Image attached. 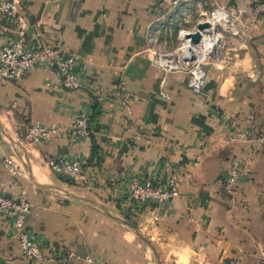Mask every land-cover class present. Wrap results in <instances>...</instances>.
<instances>
[{
    "label": "crops",
    "instance_id": "obj_1",
    "mask_svg": "<svg viewBox=\"0 0 264 264\" xmlns=\"http://www.w3.org/2000/svg\"><path fill=\"white\" fill-rule=\"evenodd\" d=\"M19 1L30 36L38 29L40 41L67 44L81 59L77 90L64 88L56 70L42 67L20 80L0 78V187L32 203L26 226L42 240L43 264H87L88 256L107 264H158L113 215L141 223L157 211V233L177 264H264V145L233 141L237 128L230 124L264 133V73L257 74L264 69V15L246 30L249 49H235L228 62L214 61L202 93L191 90L185 76L169 74L166 99L160 94L164 75L147 54V34L158 26L165 2ZM7 24L0 15V40ZM203 42L209 48L208 38ZM91 89L92 133L77 143L69 135L72 121ZM35 121L58 133L31 143L26 131ZM9 155L19 164L17 175L4 166ZM58 157L82 159L91 187L57 176L48 161ZM246 161L247 175L227 190L223 172ZM172 174L180 196L169 213L130 198L135 177ZM0 264H36L24 257L2 216Z\"/></svg>",
    "mask_w": 264,
    "mask_h": 264
},
{
    "label": "built area",
    "instance_id": "obj_2",
    "mask_svg": "<svg viewBox=\"0 0 264 264\" xmlns=\"http://www.w3.org/2000/svg\"><path fill=\"white\" fill-rule=\"evenodd\" d=\"M20 10L21 4L19 0H0V15L8 23L5 31L7 35L0 40V78L20 80L36 67H42L56 70L61 77V85L64 88L69 90L80 89L82 84L77 73V69L81 63L80 55L74 52L67 44L54 45L46 41H40L42 32L36 28L35 37L30 36L29 30L31 26L23 18ZM226 10V6L216 8L211 11L209 17L216 22V18H219L221 15L223 16ZM256 10L258 11L259 8ZM230 19H227L226 24L228 23V25L226 28H224L221 20H219L216 24L219 28L213 31L215 33L214 36L218 38L223 32H228L230 25L233 27L232 32H234L236 24L233 14ZM153 40L151 37L148 50L154 49L155 58H151V60L159 69L169 71L182 70L184 69V65L189 64H161L160 61L163 57L172 52H162L160 49L162 47L156 44L153 45ZM166 59L173 62L176 58L171 57L169 59L166 57ZM195 66L190 70L187 84L191 90L200 93L205 86L207 72L205 69H197ZM166 80L165 75L161 80L160 94L164 98L170 99V94L165 90ZM89 93V98L87 97L83 106L75 113L70 129L71 133L69 135L77 143L88 140L92 133L94 103L90 96L96 94L95 89H91ZM123 101V106L129 108V104ZM55 133H58L56 128L35 121L28 126L26 138L31 143H39L47 140ZM231 139L233 141L244 142L254 140L260 145H264V134L257 135L252 127L235 129L231 134ZM3 162L12 175L19 173V164L13 155L5 157ZM48 164L57 176L63 178L68 183L91 187L92 179L87 173L85 162L82 159L78 157H58L50 159ZM248 171L249 163L247 161L238 165L233 164L230 168L226 169L223 172L222 181L227 190L232 191L234 184L247 175ZM129 195L136 204L143 206L154 205L157 209H162L164 214H167L173 207L174 199L180 196L178 175L172 174L164 180L158 179L156 176L147 178L135 177L130 184ZM32 209V203L25 196L17 198L10 194L5 186L0 187V216L10 223L13 236L18 238L24 257L36 264H43L45 256L42 240L34 235L26 226L27 216L31 213ZM158 215L160 213H157V217ZM85 261L87 264H107L93 256L86 257Z\"/></svg>",
    "mask_w": 264,
    "mask_h": 264
},
{
    "label": "rangeland",
    "instance_id": "obj_3",
    "mask_svg": "<svg viewBox=\"0 0 264 264\" xmlns=\"http://www.w3.org/2000/svg\"><path fill=\"white\" fill-rule=\"evenodd\" d=\"M158 3L165 2L161 6V16L156 23L158 26L149 30L147 37L149 43H151V37L153 40V45H160L162 48V52L171 53L180 44L179 40V31L181 29H191L197 22V20L201 17H205L203 12H206L208 15H211V11L216 8H226L233 14V19L235 21L236 27L239 30V34H235L232 32L233 27L230 25L228 28V32L225 35V43H223V47L217 49L215 51V55L219 56V60L224 59L226 62L231 60L233 55V51L239 50L240 52H244L249 48H246V45L252 39L250 37V33L246 30L249 28L250 24L257 19L260 15H264V0H254L249 3H242L240 5L234 6L232 4H228L229 0H226L225 3L221 2V0H156ZM256 1V2H255ZM259 8L257 11L256 9ZM242 9V10H241ZM241 10V11H240ZM221 30V29H220ZM155 37V38H154ZM225 44V45H224ZM235 46H239L241 48H233ZM150 47V45H149ZM147 54H150L149 50H147ZM214 59V60H213ZM218 60L212 58L210 60V67L205 68L207 72L206 81L211 75V78L214 74L210 72L212 67H214V61ZM227 64V63H226ZM156 66V65H155ZM195 66L194 63L189 62L188 65H184V69L182 70H163L160 69L163 75L169 74H178L185 76L186 84L188 82V78L190 75V70ZM157 67V66H156ZM264 69H260L257 74L263 75ZM170 72V73H167ZM256 75H252L251 78L255 79ZM255 77V78H254ZM260 79V78H257ZM256 80V79H255ZM188 85V84H187ZM207 86V82L205 83L204 88ZM264 86V85H263ZM204 88L200 93L204 91ZM263 92H264V87ZM262 92V93H263ZM70 184V183H69ZM158 212V211H157ZM157 212L153 213L152 218L150 217V221L142 220L141 223L138 222L137 219H127L122 214L114 212V218L120 224V226L130 232L136 242L141 245V247H145L149 250L153 262L158 264H177L174 260H170L167 258L165 246L167 244L163 243L165 240L162 239L161 234L157 230L156 225L158 224ZM152 215V214H151ZM125 222H128L135 228L139 229L143 235L149 240L151 246L147 244L133 229H131ZM125 231V232H126ZM190 264H199V262H190Z\"/></svg>",
    "mask_w": 264,
    "mask_h": 264
},
{
    "label": "bare ground",
    "instance_id": "obj_4",
    "mask_svg": "<svg viewBox=\"0 0 264 264\" xmlns=\"http://www.w3.org/2000/svg\"><path fill=\"white\" fill-rule=\"evenodd\" d=\"M205 15V17H201L197 20L196 24L191 29H182L179 32V40L180 44L175 47L173 52L169 55H167V58L175 57L176 59L173 60V62L166 59V57H163V59L160 61L161 64H179L182 65L184 63L192 62L194 63L197 69H205L204 65L210 61L212 58L218 59L219 56L215 55V51L217 49H220L223 47V43H225V35L227 34V31L223 32L222 35H220L218 38L213 33L214 30L218 29L219 26L216 25L219 20H221L222 25L224 28L228 25L226 22L228 20H231L232 13L228 10L226 11L223 16H219V18H216V22L213 20H209L207 22L208 14L205 12L202 13ZM228 19V20H227ZM208 23V27L200 28L201 24ZM200 33L201 39L199 41H194L192 38L193 34ZM234 33L239 34V30L235 26ZM205 38H208L207 44L209 45V48H206V45L204 44L203 40ZM214 48V49H213ZM150 55H152V59L155 58L154 56V49L152 48L150 51ZM165 58V59H164ZM178 69V68H176ZM170 73V72H168ZM166 75V79H167ZM207 82V81H206Z\"/></svg>",
    "mask_w": 264,
    "mask_h": 264
},
{
    "label": "water",
    "instance_id": "obj_5",
    "mask_svg": "<svg viewBox=\"0 0 264 264\" xmlns=\"http://www.w3.org/2000/svg\"><path fill=\"white\" fill-rule=\"evenodd\" d=\"M209 24L206 23V24H201L200 25V28H203V27H208ZM192 38L194 41H199L201 39V34L200 33H196V34H193L192 35ZM131 229H133L147 244H149L151 246V243L149 242V240L143 235V233L135 228L134 226H132L131 224H129L128 222H125Z\"/></svg>",
    "mask_w": 264,
    "mask_h": 264
},
{
    "label": "trees",
    "instance_id": "obj_6",
    "mask_svg": "<svg viewBox=\"0 0 264 264\" xmlns=\"http://www.w3.org/2000/svg\"><path fill=\"white\" fill-rule=\"evenodd\" d=\"M95 111H96V109H95ZM230 124L232 125V127H234V129H235V128H239V127L241 126V123H240V122H236V123H235V122H234V123L231 122ZM255 132H256L257 135L264 134V133H262V132H257V131H255ZM175 199H176V198H175ZM175 199H174V200H175ZM173 203H174V202H173Z\"/></svg>",
    "mask_w": 264,
    "mask_h": 264
}]
</instances>
